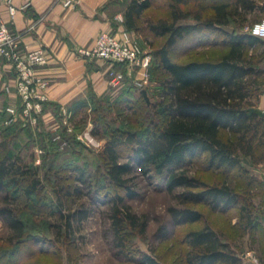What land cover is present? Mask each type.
Segmentation results:
<instances>
[{
	"label": "trees",
	"instance_id": "1",
	"mask_svg": "<svg viewBox=\"0 0 264 264\" xmlns=\"http://www.w3.org/2000/svg\"><path fill=\"white\" fill-rule=\"evenodd\" d=\"M156 3L123 0L126 29L138 31L140 20ZM159 4L160 13L165 14L148 25L154 41L150 72L159 70L160 74L154 78L160 84L156 101L148 105L134 86L127 85L113 102L118 106L117 115L123 126L109 132L102 152L108 183L122 191L110 200L118 255L127 263L162 264L159 256L126 250L127 231L145 234L148 228V220L134 214L127 204V200L140 197L133 183L138 173L152 181L160 179L170 194L183 190L177 198L185 207L169 209L176 227H192L181 240L186 247L179 256L181 264H245L244 251L233 242L238 235L231 238L225 231L214 228L201 210L192 207L196 205L224 214L238 210L236 233L250 235L255 259L264 264V206L254 212L247 199L255 185L261 188L264 184L258 177L250 176L243 162L246 159L255 166L264 163V114L255 108V101L264 92V70L256 67L264 52L258 58L249 56V51L263 40L239 33L255 3L159 0ZM240 8L246 12L242 13ZM228 25H234V34L221 28ZM192 37L196 41L190 49L201 47L209 52L219 49V55L191 58L189 48H185L179 49L176 58L172 57L177 47ZM101 98L91 93L87 100L76 102L74 116L85 110L89 101L100 103ZM5 118L6 113H0V193L4 195L0 215L10 231L12 245L27 239V223L18 209L19 203L25 200V206H29L43 184L37 169L24 164L20 155L11 154L14 143L29 130L19 122L5 126ZM199 163L203 171L223 175L222 180L210 184L192 175V167ZM72 170L68 177L72 182L57 185L56 204L48 210V216L58 221L54 223L58 228L57 239L63 233L70 234L73 220L80 223L88 217L83 210L65 214L69 197L79 198L83 189L92 188L85 169ZM237 178L244 181L243 186L234 184ZM199 223H203L199 228L192 226Z\"/></svg>",
	"mask_w": 264,
	"mask_h": 264
},
{
	"label": "rangeland",
	"instance_id": "2",
	"mask_svg": "<svg viewBox=\"0 0 264 264\" xmlns=\"http://www.w3.org/2000/svg\"><path fill=\"white\" fill-rule=\"evenodd\" d=\"M155 1L157 2L155 7L145 13L140 20L139 30L134 31L139 43L144 45L142 48L150 53L154 41L149 33L148 25L165 14L160 13L159 0ZM195 41V37L185 41L183 45L177 47L172 57L176 58L179 49L185 48H189L191 58L219 55V49L210 52L207 48L201 47L195 50L190 49ZM157 43L160 44V41ZM158 72H149V83L145 87L148 94L153 97L149 95L151 103L156 101L155 94L160 87L159 81H154L155 76L160 75ZM124 83L120 91L119 86H111L113 92L114 89L116 91L103 96L100 103L89 101L88 107L76 116H74V103L68 108L52 110L50 116L44 111L36 126L25 127L19 122L29 132L21 134L11 148V154L20 155L24 164L37 169L43 185L39 193L32 198L29 206H25V200H23L25 202L20 200L22 202L19 203L18 209L21 214H24L23 218L27 223V239L22 244L17 242L9 244L10 231L0 215V264H135L127 263L124 257L118 255L119 251L114 244L110 200L122 191L108 183L105 177L106 164L102 159V152L109 140V132L116 126H123L122 119H119L117 115L118 106H115L113 102L127 85L134 86L138 93L142 91L132 79H125ZM17 102L16 98L4 108L0 102V109L3 108L1 113H6V108ZM95 131L98 134H95ZM243 162L249 169L250 176L260 179L256 172L258 165L255 166L246 159ZM74 167L86 170L92 180V188L91 190L83 189L79 198L69 197L65 214H68L70 210H83L87 211L88 217L80 223L73 220L70 234L63 233L62 237L57 239L58 228L54 226V223L57 224L58 221L55 217L48 216V210L51 205L56 204L54 189L57 185L62 182L65 184L72 182L68 181V177L71 176ZM191 170L192 175L200 176L210 184L220 182L223 178V175L219 173L203 171L202 163L193 166ZM133 183L140 197L127 200V204L134 214L148 220V228L145 234H140L138 231L131 232L129 229L126 233V250L135 254L142 252L159 256L162 264H181L179 256L186 248L182 246L181 240L186 231L192 227H176L169 209L185 207V204L180 203L177 198V194L182 193L183 190L170 194L160 179L152 181L138 173L134 175ZM243 183L244 181L241 182L238 178L234 180L236 186H243ZM3 196L0 193V208L3 205ZM247 199L254 212H257V208L264 206V186L260 188L255 185L251 193L247 195ZM186 206L192 205L186 204ZM192 207L201 210L206 221L214 228L225 231L231 238L238 235L233 242L241 246L244 255L250 260L245 264H256L250 235L245 233L240 236L234 228L239 223L238 210L224 214L220 211H212L205 205ZM202 225L203 223H199L192 226L199 228ZM57 259L60 260L57 261Z\"/></svg>",
	"mask_w": 264,
	"mask_h": 264
},
{
	"label": "crops",
	"instance_id": "3",
	"mask_svg": "<svg viewBox=\"0 0 264 264\" xmlns=\"http://www.w3.org/2000/svg\"><path fill=\"white\" fill-rule=\"evenodd\" d=\"M30 1V6L22 10L27 0H13L17 8L15 15L11 16L7 7L2 6V16L10 30L21 35L20 45L23 50L43 49L48 54V65L38 70L49 82V101L44 106L46 115L50 116L51 111L57 108H68L76 102L87 100L91 93L98 97L111 94L113 90L109 74L121 67L85 59L78 51L92 47L103 31L119 34L126 29V7L123 6V0H79V5L75 8L56 5L54 0ZM252 1L255 8L247 12L246 22L239 30L241 34H250L248 29L264 18V0ZM240 11L246 12L242 8ZM238 26L241 27L239 24ZM224 27L231 28L233 33L229 34H234V25L221 28ZM263 52L264 41H260L249 51V56L258 58ZM256 67L264 70V58ZM15 78L12 66L0 57V102L3 108L16 100L14 93L7 94L4 91L6 85L14 86ZM122 83L119 91L125 85ZM255 108L264 114V92L255 101ZM256 172L264 182V163L258 165ZM243 259L245 263L250 261L245 255ZM254 261L258 264L256 259Z\"/></svg>",
	"mask_w": 264,
	"mask_h": 264
},
{
	"label": "built area",
	"instance_id": "4",
	"mask_svg": "<svg viewBox=\"0 0 264 264\" xmlns=\"http://www.w3.org/2000/svg\"><path fill=\"white\" fill-rule=\"evenodd\" d=\"M30 4L31 1L27 0L21 9L26 10ZM54 4L75 8L79 0H54ZM2 6L7 7L11 16L15 15L17 8L13 0H0V57L16 73L14 86L6 85L4 91L14 93L18 101L6 108L5 125L21 122L25 127L36 126L44 114V104L49 101V82L38 72L39 68L48 65V54L43 49L25 51L21 48V35L8 27L2 16ZM248 31L264 41V18L254 23ZM78 53L88 60L120 66V70L109 74L111 86H119L126 78L134 80L139 90H144L149 83L152 55L142 48L136 34L127 29L119 34L103 31L92 47L79 49Z\"/></svg>",
	"mask_w": 264,
	"mask_h": 264
},
{
	"label": "water",
	"instance_id": "5",
	"mask_svg": "<svg viewBox=\"0 0 264 264\" xmlns=\"http://www.w3.org/2000/svg\"><path fill=\"white\" fill-rule=\"evenodd\" d=\"M223 30L228 32V33H233V30L231 28H229V27H224ZM141 95L144 97V99L146 100L147 104L150 105L151 104V100H150L148 91L145 90V89L142 90L141 91Z\"/></svg>",
	"mask_w": 264,
	"mask_h": 264
}]
</instances>
